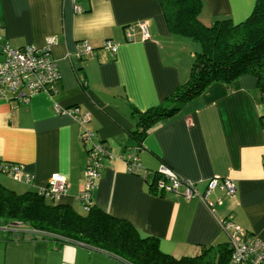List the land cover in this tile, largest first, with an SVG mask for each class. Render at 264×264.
Segmentation results:
<instances>
[{
  "label": "crops",
  "instance_id": "obj_1",
  "mask_svg": "<svg viewBox=\"0 0 264 264\" xmlns=\"http://www.w3.org/2000/svg\"><path fill=\"white\" fill-rule=\"evenodd\" d=\"M199 1L205 24H239L256 2ZM135 26L128 40L126 30ZM0 37L13 48H41L51 41L61 77L51 94L22 103L0 100V164L21 165L34 177L18 183L0 173L2 186L18 194L39 192L53 175H62L67 190L57 203L87 212L78 197L90 146L98 143L107 156L88 192L90 208L127 221L142 238L157 239L162 253L193 257L203 247L228 243L227 220L264 242V102L253 76L213 82L196 100L155 120L143 139L132 133L138 113L171 109L165 100L191 69V60H183L184 46L191 49L189 37L169 32L159 1L0 0ZM105 40L117 45L115 53L103 48ZM82 42L93 53L79 58ZM82 116L85 121L76 120ZM131 154L148 175L130 170ZM161 165L193 184L199 196L186 201L157 189L159 177L152 173ZM211 180L217 186L204 199ZM226 185L233 186L232 194ZM3 233L0 227L7 256L27 244L30 264H127L88 246H58L43 233L31 231L16 240Z\"/></svg>",
  "mask_w": 264,
  "mask_h": 264
},
{
  "label": "trees",
  "instance_id": "obj_2",
  "mask_svg": "<svg viewBox=\"0 0 264 264\" xmlns=\"http://www.w3.org/2000/svg\"><path fill=\"white\" fill-rule=\"evenodd\" d=\"M157 1L169 32L198 42L200 50L194 53L188 80L165 100L171 109L158 106L138 113L137 130L132 132L137 140L145 137L155 120L168 118L178 111L175 106L196 100L213 82L229 84L241 76H253L264 102V0H256L250 16L239 24L218 20L211 26L199 20V0ZM84 213L80 215L68 205L48 201L38 192L18 194L0 184V227L6 233L20 236L31 231L43 233L58 246L70 243L88 246L127 264H232L228 243L203 247L196 256L176 259L160 251L157 239L140 237L127 221L94 206ZM227 222L233 224L231 220ZM16 223L25 228L7 230Z\"/></svg>",
  "mask_w": 264,
  "mask_h": 264
},
{
  "label": "built area",
  "instance_id": "obj_3",
  "mask_svg": "<svg viewBox=\"0 0 264 264\" xmlns=\"http://www.w3.org/2000/svg\"><path fill=\"white\" fill-rule=\"evenodd\" d=\"M144 30L143 25H139ZM137 27H130L126 30V37L130 40V35ZM81 50L77 53L79 58L89 56L93 53L92 48L85 42L81 43ZM51 41L44 47L26 45L18 48L11 47L0 37V100L13 102H28L29 99L38 93L51 94L55 92V86L60 80L58 66L51 54ZM103 48L111 53H115L117 45L110 40L103 42ZM87 116L76 118L77 121L86 120ZM106 148L98 143L92 144L88 153L87 167L85 171L86 184L83 192L79 195V201H83V209L90 210L88 192L91 189L92 181L99 177L101 160L107 156ZM129 165L135 169L138 175L146 176L148 171L141 168L139 160L135 154L129 155ZM0 173H3L18 183H28L33 180V175L25 170L21 165L12 163H1ZM149 174H151L149 172ZM159 177L156 187L164 192L181 196L189 201L195 196H199L193 184L180 179L175 173L165 165H161L157 170ZM161 178V180H160ZM215 180L209 181L207 192L202 194L203 198L210 191L215 189ZM67 190L66 178L62 175H53L48 185L38 193L55 203ZM226 192H234L232 185H226ZM209 207L214 206V202L208 203ZM225 228L230 231L229 243L233 264H264V242L257 237L249 236L234 224L225 222ZM25 228L21 223L11 224L7 230L19 231ZM6 231V229H5Z\"/></svg>",
  "mask_w": 264,
  "mask_h": 264
},
{
  "label": "rangeland",
  "instance_id": "obj_4",
  "mask_svg": "<svg viewBox=\"0 0 264 264\" xmlns=\"http://www.w3.org/2000/svg\"><path fill=\"white\" fill-rule=\"evenodd\" d=\"M199 20L201 21L200 17ZM202 22V21H201ZM214 21H211L210 24H205L207 26H211V24H213ZM178 34H175V36L177 37ZM181 35V34H179ZM183 36V35H181ZM190 39V38H189ZM187 39V43H189L190 45V50L188 49L189 46L185 45V52H186V56L183 58V60H191L190 64L193 63L194 61V55L192 57V55L190 56V54H192L193 52H198L200 50V45L198 42L193 41L192 39ZM193 60V61H192ZM192 62V63H191ZM166 167H168L167 165H165ZM169 168V167H168ZM76 213L80 214V215H84V211L82 209H78L76 210ZM6 239L8 240H16L18 238H20L21 236L19 234H16L15 232H9V233H3L2 234ZM27 237L26 234L23 235V238ZM22 238V237H21ZM2 242V241H0ZM229 246L230 243L228 242ZM18 253L12 255V256H7V249L5 247V245L0 244V264H30V262H32V260L30 259V252H32V248L28 247L27 244L20 246L17 250ZM37 264H39V261L37 262Z\"/></svg>",
  "mask_w": 264,
  "mask_h": 264
}]
</instances>
